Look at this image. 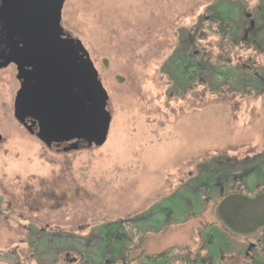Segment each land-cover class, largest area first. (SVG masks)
Returning a JSON list of instances; mask_svg holds the SVG:
<instances>
[{
	"label": "rangeland",
	"instance_id": "1",
	"mask_svg": "<svg viewBox=\"0 0 264 264\" xmlns=\"http://www.w3.org/2000/svg\"><path fill=\"white\" fill-rule=\"evenodd\" d=\"M62 23L108 93V136L48 147L0 69V264H264V0H66ZM227 196L251 199L232 229Z\"/></svg>",
	"mask_w": 264,
	"mask_h": 264
},
{
	"label": "flooded vegetation",
	"instance_id": "2",
	"mask_svg": "<svg viewBox=\"0 0 264 264\" xmlns=\"http://www.w3.org/2000/svg\"><path fill=\"white\" fill-rule=\"evenodd\" d=\"M65 1L63 0L61 8L51 15V8L40 10L38 0H0V69L11 66L19 84L12 101L13 115L17 92L24 81L23 78L28 77V90L22 94V110L27 113L22 114L23 121L15 119L40 141L42 140L37 133L43 128V132L49 136L50 145L42 142L48 147L67 144L69 146L74 143L76 139L54 140L63 136V131L72 129L69 126L81 129L84 120V88L76 85L78 81L72 79L75 70H78V73L83 72L79 58H84V55L82 51L74 48L75 40L80 39L72 36L63 26ZM56 18L62 27V34L58 37L48 34L45 25L47 21L50 24V21ZM70 38H73V43H69ZM18 70L21 71L20 79L17 78ZM73 100L77 103L75 109L70 107L68 111L61 112V106L71 104ZM42 108H48L45 114L41 112ZM78 108L81 109L80 117L77 115ZM32 109L37 111L36 114L31 112ZM49 120L50 128L46 130L45 125ZM63 122L66 124L64 130L60 128ZM84 145V140L77 141L78 147Z\"/></svg>",
	"mask_w": 264,
	"mask_h": 264
},
{
	"label": "water",
	"instance_id": "3",
	"mask_svg": "<svg viewBox=\"0 0 264 264\" xmlns=\"http://www.w3.org/2000/svg\"><path fill=\"white\" fill-rule=\"evenodd\" d=\"M63 3V0H38L37 4L40 7V10L43 11L44 8H51L52 9V14L56 12L59 8H61ZM43 17H45V14H43ZM46 25V32L51 34L52 36L58 37L59 34H62V27L59 24V19H53L50 21V24ZM69 43H73L72 41L73 38H70L68 40ZM76 44L74 46L75 50H80L83 52L84 58L80 57V66L82 68L81 73H78V70H75L73 72L72 79H76L78 82H76V85H79L80 87L84 88V95H83V112L84 115L82 118L83 120V125L81 129H75V126H69L70 129L69 131H63V136L55 139L54 141H69L76 139V141L72 144H70L68 147H65V151L72 150V149H77V141L78 140H84L86 142V146H100L105 143L108 132H109V127H110V122H111V114L107 110V102H108V93L106 89L104 88L102 82L99 79L98 71L95 68L93 61L91 60L88 51L84 48L82 45L81 41L76 39ZM57 58V57H56ZM20 70H18L17 73V78L20 79ZM28 78V77H27ZM26 77H24V81L21 83V87L19 91L17 92L16 96V104H15V113L14 116L16 119L19 121H23L22 114L27 113L26 110H22V94L28 90V82L30 80H27ZM77 103L75 100L72 101L70 104H64L61 106V112H66L71 108L75 109ZM48 108H42V113L45 114V111H47ZM80 108L77 109V115L80 117ZM32 113L36 112L34 109L31 110ZM34 115V114H33ZM49 122L48 124L45 125V128L49 129ZM74 124V123H73ZM75 125V124H74ZM41 126V124H40ZM61 129L64 130L66 128V124L63 122L60 125ZM44 127V124H43ZM28 129L31 128L30 126ZM57 130H59L58 127H56ZM51 133V131H50ZM37 136L48 146L50 145V140L48 139L49 136L47 133L43 132V128L40 129V131L37 133ZM1 135H0V140H1ZM48 141V142H47Z\"/></svg>",
	"mask_w": 264,
	"mask_h": 264
},
{
	"label": "trees",
	"instance_id": "4",
	"mask_svg": "<svg viewBox=\"0 0 264 264\" xmlns=\"http://www.w3.org/2000/svg\"><path fill=\"white\" fill-rule=\"evenodd\" d=\"M208 21H210L211 23H214L215 26L218 25V33L221 35V37H229L230 33H231V24L230 22H228L226 20V18H224L223 16L220 15V13H216L212 16H209ZM213 27V26H212ZM211 28V27H210ZM208 28V29H210ZM193 57L196 56H189V58L185 59L184 62V67H183V71L185 72V74H187V77L190 79H192V77H194V75H199L200 71H196L195 68H197V66L194 64V60ZM199 69V66H198ZM226 72V71H225ZM225 74V73H224ZM245 76H247L246 74L243 75V79H245ZM247 80V79H246ZM230 165L236 164V162H227ZM231 196V195H230ZM227 196L224 201L221 203V205L219 206V211L224 214L225 219H223V221L225 222V225L229 228H235V222H236V216L238 214V212L241 211V209L244 207V203H246L247 201H251V199L247 198V199H239V197L237 196L235 200H232L233 198ZM264 217V216H263ZM261 217L252 219V224L253 226H257L259 227V225L261 224ZM255 223H257L256 225H254ZM111 231V230H109ZM168 255V252H163L160 253L157 256L154 257H150L151 259H157V258H166Z\"/></svg>",
	"mask_w": 264,
	"mask_h": 264
}]
</instances>
